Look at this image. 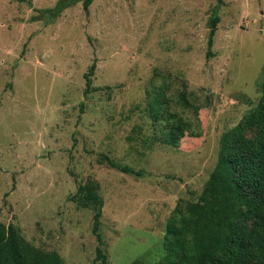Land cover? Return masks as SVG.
I'll use <instances>...</instances> for the list:
<instances>
[{
    "label": "rangeland",
    "instance_id": "obj_1",
    "mask_svg": "<svg viewBox=\"0 0 264 264\" xmlns=\"http://www.w3.org/2000/svg\"><path fill=\"white\" fill-rule=\"evenodd\" d=\"M263 82L264 0H0V221L65 264H100L94 211L71 201L95 181L109 264L161 263L168 219L200 198Z\"/></svg>",
    "mask_w": 264,
    "mask_h": 264
},
{
    "label": "trees",
    "instance_id": "obj_2",
    "mask_svg": "<svg viewBox=\"0 0 264 264\" xmlns=\"http://www.w3.org/2000/svg\"><path fill=\"white\" fill-rule=\"evenodd\" d=\"M93 2L83 0L85 10ZM67 7L63 1L53 10L45 11L49 23L61 17ZM219 22L215 10L210 21L209 58L215 56L212 48ZM95 70L96 64H93L85 75L86 95ZM169 133L164 143L176 146L180 136L173 130ZM100 162L137 177L145 174L105 155ZM99 190L95 181L79 184L71 201L94 211L96 262L109 264L101 231L105 203ZM0 264H65V260L57 251L35 246L17 226L0 221ZM132 264L147 263L137 259ZM159 264H264V82L256 106L222 135L218 162L200 198L180 201L168 219L164 256Z\"/></svg>",
    "mask_w": 264,
    "mask_h": 264
}]
</instances>
